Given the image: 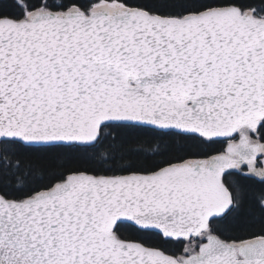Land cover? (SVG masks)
Listing matches in <instances>:
<instances>
[{
	"label": "snow or ice",
	"instance_id": "6c2138e0",
	"mask_svg": "<svg viewBox=\"0 0 264 264\" xmlns=\"http://www.w3.org/2000/svg\"><path fill=\"white\" fill-rule=\"evenodd\" d=\"M0 264H264V0H0Z\"/></svg>",
	"mask_w": 264,
	"mask_h": 264
},
{
	"label": "trees",
	"instance_id": "16d2710c",
	"mask_svg": "<svg viewBox=\"0 0 264 264\" xmlns=\"http://www.w3.org/2000/svg\"><path fill=\"white\" fill-rule=\"evenodd\" d=\"M242 212H247V209L245 208V209H242Z\"/></svg>",
	"mask_w": 264,
	"mask_h": 264
}]
</instances>
